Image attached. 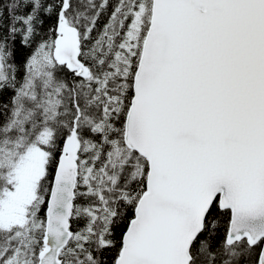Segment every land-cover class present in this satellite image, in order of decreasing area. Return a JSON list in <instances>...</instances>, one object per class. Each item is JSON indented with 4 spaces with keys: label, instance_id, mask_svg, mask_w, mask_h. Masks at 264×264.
<instances>
[{
    "label": "snow or ice",
    "instance_id": "1",
    "mask_svg": "<svg viewBox=\"0 0 264 264\" xmlns=\"http://www.w3.org/2000/svg\"><path fill=\"white\" fill-rule=\"evenodd\" d=\"M0 264H264V0H0Z\"/></svg>",
    "mask_w": 264,
    "mask_h": 264
},
{
    "label": "trees",
    "instance_id": "2",
    "mask_svg": "<svg viewBox=\"0 0 264 264\" xmlns=\"http://www.w3.org/2000/svg\"><path fill=\"white\" fill-rule=\"evenodd\" d=\"M100 23L103 24V23H104V19H102V20L100 21ZM17 59L19 60V55H18Z\"/></svg>",
    "mask_w": 264,
    "mask_h": 264
}]
</instances>
